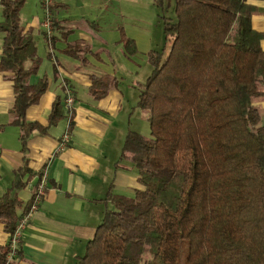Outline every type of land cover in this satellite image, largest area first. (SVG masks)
Segmentation results:
<instances>
[{"label": "trees", "instance_id": "1", "mask_svg": "<svg viewBox=\"0 0 264 264\" xmlns=\"http://www.w3.org/2000/svg\"><path fill=\"white\" fill-rule=\"evenodd\" d=\"M160 1L164 43L147 51L150 71L137 84L149 134L128 129L119 154L142 187L108 195L112 208L102 211L77 264H174L180 240L187 264H264V114L255 103L264 99V31L250 24L256 7L250 0H173L172 19ZM23 2L0 0V71L12 80L10 122L21 149L32 130L43 132L67 112L55 98L45 125L24 118L46 77L30 81L38 58L19 23ZM119 32L124 51L134 53L133 40ZM116 82L91 74L87 89L99 98ZM24 169L14 170L10 189L21 185ZM19 203L0 195L8 234Z\"/></svg>", "mask_w": 264, "mask_h": 264}, {"label": "crops", "instance_id": "2", "mask_svg": "<svg viewBox=\"0 0 264 264\" xmlns=\"http://www.w3.org/2000/svg\"><path fill=\"white\" fill-rule=\"evenodd\" d=\"M53 2L55 7L63 5L61 0ZM250 2L256 7L250 24L264 31V0ZM42 18L32 16L23 23L19 19L22 30L33 37L36 46L38 66L30 81L46 77L45 89L25 108L24 118L45 125L52 102L55 98L63 102L67 89L74 100L73 114L70 118L63 116L43 132L32 130L21 149L18 126L10 122L12 80L8 72L0 71V195L7 191L15 196L20 201L15 211L20 214L44 171L43 194L22 229L17 257L10 264H77L102 211L112 207L108 195H130L133 189L142 187L133 164L119 154L125 132L135 130L130 127L133 117L145 118L136 105L140 78L135 72L140 64L136 65L146 60L149 49L162 47L164 39L158 46L157 37L149 32L115 24L91 35L86 28L67 25L71 16H56L52 10L51 33L47 35ZM119 27L133 40L134 53L124 51ZM1 36L0 32V51ZM259 44L264 49V37ZM91 74L114 75L116 85L93 98L87 89ZM255 103L264 109V99ZM65 130L69 139L56 150ZM20 166L25 168L21 185L10 189L14 170ZM7 237L0 221V254Z\"/></svg>", "mask_w": 264, "mask_h": 264}, {"label": "rangeland", "instance_id": "3", "mask_svg": "<svg viewBox=\"0 0 264 264\" xmlns=\"http://www.w3.org/2000/svg\"><path fill=\"white\" fill-rule=\"evenodd\" d=\"M61 1L63 5L56 7L53 2L52 12L56 16H71L72 20L67 25L86 28L91 35L96 33L99 28L109 29L108 27L115 24L121 25L123 28L149 32L153 38L157 37L158 46L163 42L161 21L157 16V12L160 10L157 4L158 0H80L81 6L76 5L77 0ZM160 3L163 8L162 14L173 19V0H161ZM43 12L44 7L40 0H24L19 11L20 22L23 23L26 18L32 16L41 17ZM142 61V59L138 61L136 66L140 65L135 72L139 76L140 82L144 81L150 68L146 60ZM258 108L264 114V109L260 106ZM131 121V128L138 130L143 135L149 134L148 123L145 118L140 120L139 118L135 119L134 116ZM186 250V240H180L174 264H187L185 260ZM146 256L147 254L144 253L143 260ZM140 264H143V261Z\"/></svg>", "mask_w": 264, "mask_h": 264}, {"label": "built area", "instance_id": "4", "mask_svg": "<svg viewBox=\"0 0 264 264\" xmlns=\"http://www.w3.org/2000/svg\"><path fill=\"white\" fill-rule=\"evenodd\" d=\"M42 6L44 7V12H43V18L41 20V25L44 28V31L47 35H49L50 29H51V3L52 0H40ZM73 96L68 89L66 90L64 97H63V106L66 109V117L70 118L72 117L73 114ZM69 139V133L67 130H65L58 139L57 145H56V150L60 149L61 147L64 146V144L68 141ZM46 183V173L43 171L36 183L34 190L32 192V195L30 197L29 204L25 210H23L12 229V231L8 234L7 241H6V250L4 254V259L2 264H10L13 259L17 257L18 253V248L20 244V238L22 234V229L30 219L31 213L36 209L37 204L43 194L44 186Z\"/></svg>", "mask_w": 264, "mask_h": 264}, {"label": "water", "instance_id": "5", "mask_svg": "<svg viewBox=\"0 0 264 264\" xmlns=\"http://www.w3.org/2000/svg\"><path fill=\"white\" fill-rule=\"evenodd\" d=\"M76 5L81 6L80 0H77Z\"/></svg>", "mask_w": 264, "mask_h": 264}]
</instances>
